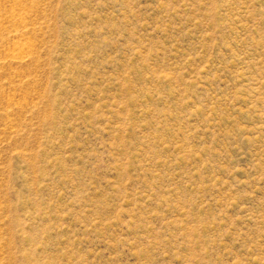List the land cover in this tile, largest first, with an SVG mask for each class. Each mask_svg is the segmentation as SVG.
<instances>
[{
    "label": "rangeland",
    "instance_id": "374dc122",
    "mask_svg": "<svg viewBox=\"0 0 264 264\" xmlns=\"http://www.w3.org/2000/svg\"><path fill=\"white\" fill-rule=\"evenodd\" d=\"M0 264H264V0H0Z\"/></svg>",
    "mask_w": 264,
    "mask_h": 264
}]
</instances>
